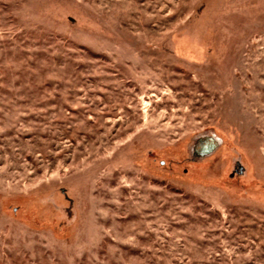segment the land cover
Listing matches in <instances>:
<instances>
[{
    "label": "rangeland",
    "instance_id": "rangeland-1",
    "mask_svg": "<svg viewBox=\"0 0 264 264\" xmlns=\"http://www.w3.org/2000/svg\"><path fill=\"white\" fill-rule=\"evenodd\" d=\"M0 264H264V0H0Z\"/></svg>",
    "mask_w": 264,
    "mask_h": 264
}]
</instances>
